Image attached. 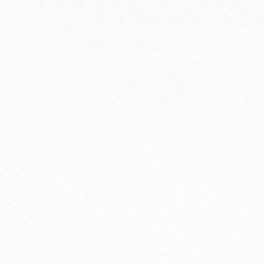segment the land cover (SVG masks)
Segmentation results:
<instances>
[{"label": "snow or ice", "instance_id": "1", "mask_svg": "<svg viewBox=\"0 0 264 264\" xmlns=\"http://www.w3.org/2000/svg\"><path fill=\"white\" fill-rule=\"evenodd\" d=\"M0 264H264V0H0Z\"/></svg>", "mask_w": 264, "mask_h": 264}]
</instances>
